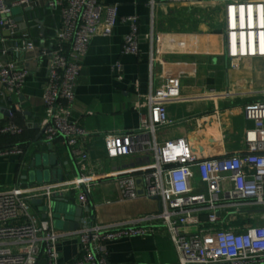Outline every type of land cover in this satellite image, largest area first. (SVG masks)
I'll list each match as a JSON object with an SVG mask.
<instances>
[{
    "label": "built area",
    "instance_id": "obj_1",
    "mask_svg": "<svg viewBox=\"0 0 264 264\" xmlns=\"http://www.w3.org/2000/svg\"><path fill=\"white\" fill-rule=\"evenodd\" d=\"M170 2L221 6L226 55L232 60L264 56V0ZM37 5V0H0V97L11 119L23 112L21 92L28 69L8 56L10 51L32 52L37 48L30 34L20 28L14 10ZM48 6L59 10L60 23L52 46L41 48L49 62L43 95L45 115L39 129L44 143L64 141L82 173L73 180L0 192V264H110L109 241L154 234L160 227L168 230L180 256L179 264H264V101L244 107L245 117L254 122V128L246 132V153L203 157L185 138L158 142L157 132L172 123L166 102L180 96L179 78L167 79L156 93L138 102L137 129L104 136L109 157L152 152L153 163L135 171L96 173L84 145L91 133L71 120L72 107L90 42L96 36L111 35L118 6L103 0H50ZM124 20L131 29L124 38L122 52L138 54V18ZM115 68L120 72L122 64L118 62ZM21 132L22 128L12 121L0 128L3 134ZM10 153L23 151L0 147V156ZM100 180L116 182L128 199L156 198L160 210L131 220L58 232L52 200L73 192L84 207L88 192ZM38 199L45 201V219L32 210L31 202ZM68 236L79 237L81 251L79 257L63 263L57 245Z\"/></svg>",
    "mask_w": 264,
    "mask_h": 264
},
{
    "label": "crops",
    "instance_id": "obj_2",
    "mask_svg": "<svg viewBox=\"0 0 264 264\" xmlns=\"http://www.w3.org/2000/svg\"><path fill=\"white\" fill-rule=\"evenodd\" d=\"M49 1L37 0L38 5L30 11L27 6L14 10L16 18H22L20 28L30 34L37 48L32 52L10 51L8 56L27 68L28 75L21 92L23 112L15 113L11 119L0 97V128L11 121L22 128L17 135L0 133V147L23 151L0 156V192L40 184L42 179L32 177L40 168L60 170L55 177L57 182L60 177L68 181L82 173L64 141L44 143L39 129L45 115L43 95L49 62V57L41 54V48L52 46L60 23V12L49 8ZM103 2L118 6L116 24L111 35L96 36L90 42L77 80L71 115L72 121L91 133L84 145L95 172L116 174L153 163L152 152L109 157L104 136L137 129L138 102L147 94L156 93L170 78H179L180 96L166 102L167 117L172 123L157 132L158 142L185 138L192 150L203 157L246 153V132L254 128V122L245 117L244 107L264 101V56L232 60L226 55L222 7L206 2L175 4L170 0ZM35 12L38 14L33 16ZM130 16L138 18V54L122 52L124 38L131 29L124 19ZM118 62L122 64L120 72L115 68ZM10 99L7 98L9 103ZM37 155L44 165L32 167ZM196 182L199 183L198 179ZM75 195L71 192L52 200L58 203L56 210L65 205L70 221L75 208L80 206ZM87 201L86 206H80L79 229L131 220L160 210L158 199L125 198L116 182L109 180L95 184L87 194ZM31 206L40 219L47 218L45 201H32ZM53 221L58 232H69L55 218ZM106 245L110 264H179V253L163 227L154 234L115 239ZM57 249L61 262H71L80 256V239L64 237Z\"/></svg>",
    "mask_w": 264,
    "mask_h": 264
},
{
    "label": "water",
    "instance_id": "obj_3",
    "mask_svg": "<svg viewBox=\"0 0 264 264\" xmlns=\"http://www.w3.org/2000/svg\"><path fill=\"white\" fill-rule=\"evenodd\" d=\"M27 10L30 11V10H32V8L28 7ZM37 14L38 13L35 12V13H33V16H35ZM16 19L19 22L22 21L21 17H17ZM37 22L41 23V20L37 19ZM6 113L8 114V111H6ZM42 165H44V164H42V162H41L40 155H37L36 160L32 163V167H41ZM54 165H56V164L53 163V166ZM59 173H60V170L40 168L39 170L35 171L32 174V177L37 176L40 179H42L40 182L48 183V182H50L51 179L55 180L56 175ZM62 181H63V178L60 177L59 182H62ZM54 182H57V181L55 180ZM140 193H141V191H140ZM52 205H53L54 214H56L55 217H56L57 223L60 227H62L63 230L74 231V230L79 229L81 216H82V207L77 206L75 208L74 218L72 221H70L68 219V216H67L68 212H66L65 205L60 210H56L58 203H56L55 201L52 202Z\"/></svg>",
    "mask_w": 264,
    "mask_h": 264
},
{
    "label": "rangeland",
    "instance_id": "obj_4",
    "mask_svg": "<svg viewBox=\"0 0 264 264\" xmlns=\"http://www.w3.org/2000/svg\"><path fill=\"white\" fill-rule=\"evenodd\" d=\"M39 183H41V182H39ZM55 216H56V214H54V218H55V221H57ZM56 229H59V228H57V226H56Z\"/></svg>",
    "mask_w": 264,
    "mask_h": 264
},
{
    "label": "trees",
    "instance_id": "obj_5",
    "mask_svg": "<svg viewBox=\"0 0 264 264\" xmlns=\"http://www.w3.org/2000/svg\"><path fill=\"white\" fill-rule=\"evenodd\" d=\"M40 264H42V263L40 262Z\"/></svg>",
    "mask_w": 264,
    "mask_h": 264
}]
</instances>
